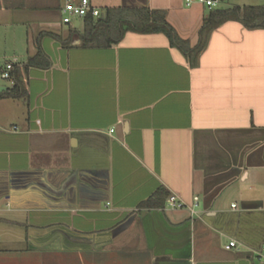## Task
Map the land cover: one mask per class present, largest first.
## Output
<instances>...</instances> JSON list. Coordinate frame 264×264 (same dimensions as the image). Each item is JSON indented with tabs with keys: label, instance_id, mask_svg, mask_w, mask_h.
I'll return each instance as SVG.
<instances>
[{
	"label": "crops",
	"instance_id": "obj_1",
	"mask_svg": "<svg viewBox=\"0 0 264 264\" xmlns=\"http://www.w3.org/2000/svg\"><path fill=\"white\" fill-rule=\"evenodd\" d=\"M90 1L164 10L191 48L211 11L264 6ZM63 4L0 0V264H264V28L226 21L192 66L163 33L84 47ZM160 188L188 207L139 208Z\"/></svg>",
	"mask_w": 264,
	"mask_h": 264
},
{
	"label": "trees",
	"instance_id": "obj_2",
	"mask_svg": "<svg viewBox=\"0 0 264 264\" xmlns=\"http://www.w3.org/2000/svg\"><path fill=\"white\" fill-rule=\"evenodd\" d=\"M229 20L241 21L247 28H264V6L258 7H234L228 10L215 9L204 20L200 30L198 44L191 48L189 42L183 40L176 30L167 22V12L164 10H152L150 8H106L100 10V15L94 17L91 14L82 19L81 45L84 47H111L119 43L126 32L138 33H163L169 39L171 45L179 48L187 55L192 66L197 64L199 55L207 45L210 33ZM62 41L59 37H57ZM63 42L64 46L67 44ZM49 61L41 49L29 60V66L47 68ZM14 85L11 94L20 96L24 94L22 81L13 71ZM168 198L165 189L160 188L152 197L142 202L139 208H160L163 201Z\"/></svg>",
	"mask_w": 264,
	"mask_h": 264
},
{
	"label": "built area",
	"instance_id": "obj_3",
	"mask_svg": "<svg viewBox=\"0 0 264 264\" xmlns=\"http://www.w3.org/2000/svg\"><path fill=\"white\" fill-rule=\"evenodd\" d=\"M221 0H186V5L191 6L194 2H197L207 8L213 9L216 8ZM62 22L64 24H71L76 19H83L87 15L91 14L94 17L100 15V9L93 6L90 0H64V4L61 9ZM12 65H8L6 70L2 73V77L7 80H11L14 83V78L11 74ZM199 197H194L193 207H189V210L192 214L195 213L194 206L198 204ZM167 207L172 210H180L188 207L186 203L181 201L176 195H170L167 198ZM233 208H236V204L232 205ZM237 245L236 241H231L227 245L226 249H231ZM257 258L259 260L264 258V246L260 251L257 252Z\"/></svg>",
	"mask_w": 264,
	"mask_h": 264
},
{
	"label": "rangeland",
	"instance_id": "obj_4",
	"mask_svg": "<svg viewBox=\"0 0 264 264\" xmlns=\"http://www.w3.org/2000/svg\"><path fill=\"white\" fill-rule=\"evenodd\" d=\"M206 11H208V9H206ZM74 24L75 25H81L80 24V20L79 19H76V20H74ZM69 257V258H68ZM75 257H77V255L75 256ZM73 258V257H72ZM50 260H51V264H56V260H57V258H55L54 256L52 257V258H50ZM64 264H71V262H72V260H71V258H70V256H67V257H65L64 258ZM82 262V260L80 259V263ZM32 264H39V259L38 260H34V262H32Z\"/></svg>",
	"mask_w": 264,
	"mask_h": 264
},
{
	"label": "water",
	"instance_id": "obj_5",
	"mask_svg": "<svg viewBox=\"0 0 264 264\" xmlns=\"http://www.w3.org/2000/svg\"><path fill=\"white\" fill-rule=\"evenodd\" d=\"M0 88H1V87H0ZM0 91H1V90H0ZM115 232H117V230L114 231V233H115ZM261 249H262V245L259 247V251H260Z\"/></svg>",
	"mask_w": 264,
	"mask_h": 264
}]
</instances>
